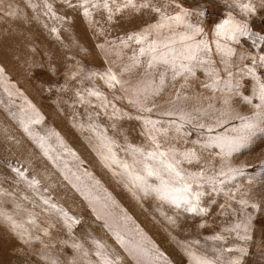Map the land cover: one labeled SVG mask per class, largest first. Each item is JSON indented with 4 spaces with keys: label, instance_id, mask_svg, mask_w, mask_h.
Segmentation results:
<instances>
[{
    "label": "rangeland",
    "instance_id": "1",
    "mask_svg": "<svg viewBox=\"0 0 264 264\" xmlns=\"http://www.w3.org/2000/svg\"><path fill=\"white\" fill-rule=\"evenodd\" d=\"M72 2L75 3L76 0ZM47 3L52 6L58 17L64 19H54L44 8V0H0V68L3 69V73H0V193H6L0 195V208L17 221L23 220L25 227L30 228L32 236H39L43 241L41 243L33 239L30 245L23 244L10 225L0 220V264H45L40 259L44 253L58 256L60 264H96L97 258L93 255L95 248L92 243L94 239L104 243L109 252L118 255L121 258L120 264H135L112 233L104 227V220L96 218L83 197L41 154L37 145L23 131L19 123L21 115L35 118L29 104L43 118L41 123L31 125L32 133L50 137L49 143L56 150L53 155L61 156V161H58L60 168L64 167L62 162L67 161L68 168L81 176L83 185L101 197L105 192L111 195L119 207L110 206L109 210L114 213V220H110V223L118 224L121 232L129 239L139 241L141 237L136 231L138 226L144 236L163 253V258L158 260L157 264H188L183 248L192 240H199L200 244L194 247L206 251L210 257L214 258L216 255L212 251L213 248L246 247L248 254L242 257L241 264H264V131L256 132L248 148L234 153L232 157H224L223 160L220 148L214 146V141L209 140V135L228 134V129L240 123L236 118L238 115H251L255 109L244 104L241 98L236 96H231L230 104L226 106L223 104L226 93L205 88V84L211 83L208 75L210 68L207 65L196 66L195 76L187 81L183 77L177 78L162 96L154 98L157 108L153 113L139 115H151L152 119L165 122L164 126L167 127V121L177 118L158 116L157 112L167 110L168 101L181 85L186 84L182 91L187 92L190 98L178 106L198 119L184 124L181 133L169 131L165 147L173 146L178 151L192 149L201 157L199 163L183 164L182 167L187 171L204 169L208 175H214L222 165L243 166L248 175L237 177L235 181L225 185L223 192H213L210 186L205 185L207 194L202 198V205L208 208V214L203 217L180 212L161 204L154 197H144L141 193H137L139 199L134 198L120 177L114 176L97 155L94 150L97 142L87 125L91 120L99 124L101 129L118 143L123 144L124 136H127L129 142L140 145L146 142L140 135L142 122L126 118L109 119L110 108L108 114H105L99 107L81 104L76 92L94 86L109 99L113 95L122 96L119 90L110 92L98 77L91 81L84 80L83 77L90 72L103 73L110 65L119 73L121 68L129 63L128 58L137 46L130 44L128 48L119 49L122 54L118 58V49L113 44L119 45L120 39L128 33L155 22L156 14L144 10L133 15L127 12L112 14L109 18L110 14L106 10L96 9L92 10L90 18H85L82 10L68 8L61 0H47ZM182 3L190 8L208 5V9L215 15L214 19L198 22L193 17L192 23H200L204 29L196 39L208 42L211 68L219 73L221 80L229 79L227 73L230 70L234 81H240L241 95L252 97L254 104L259 103L253 96L255 79L244 75L240 70L251 67L256 77L264 81V67L259 63L254 64L252 59L264 55V45L254 47L253 39L240 36L235 41L220 40L222 44L226 43L233 49L230 57L216 49L214 26L219 20L226 18L229 11L226 5L231 4L232 0H182ZM252 3L257 9L255 15L245 17L236 9L231 11L237 20L247 23L251 31L264 35V0H252ZM53 27L57 29L56 33L51 31ZM159 71H166L167 75L171 76V72L161 66L153 73L157 78ZM74 72L79 75L71 78ZM144 73L145 68L141 66L125 75L124 79H131L135 83L143 78ZM91 99L93 105L98 103L94 97ZM152 102L149 101V106ZM113 103L122 112L132 116L138 114L135 108L128 105L127 100H115ZM196 108L203 109L204 114L197 113ZM21 109L24 110L23 113ZM221 112L226 115L221 116ZM217 119L227 123L217 127ZM177 123L182 122L177 119ZM200 123L212 125L213 132L209 134L207 127L199 128ZM113 124L116 125V130L111 127ZM53 132L76 153L82 163H78L58 146L56 137L50 136ZM205 144L212 146L204 148ZM117 152L121 158H126L124 152L118 149ZM13 168L27 169L26 176L29 179L35 177L40 181L39 195L13 172ZM84 171L90 172L94 179L83 176ZM69 176L76 182L71 173ZM249 176L254 177L251 183ZM94 181H99V184L94 186ZM233 185L239 186V190ZM44 189H47V192ZM229 189L235 193L236 199H228L226 193ZM245 192L248 193L246 198L250 202L260 206L259 212L251 207L243 209L244 213L257 217L253 220L252 239L246 242L236 239L235 233L222 232L223 228L240 218L241 206L236 200ZM41 196L50 197L53 203L78 218L80 223L74 225L69 232L57 215L46 210L47 205L43 204ZM221 205L225 207L222 209ZM158 209H162L164 215H161ZM124 213L131 217L127 223L119 219ZM29 214H32L41 228L48 224L55 225L48 229L49 235L45 236L27 223ZM166 216L173 217L176 223H170ZM201 223L206 226L199 227ZM217 233L226 239L219 242L205 240V237ZM73 243L81 244L82 249L78 251L72 248ZM83 251L89 253L87 257L83 256ZM236 255L238 254L225 253L224 258Z\"/></svg>",
    "mask_w": 264,
    "mask_h": 264
},
{
    "label": "snow or ice",
    "instance_id": "2",
    "mask_svg": "<svg viewBox=\"0 0 264 264\" xmlns=\"http://www.w3.org/2000/svg\"><path fill=\"white\" fill-rule=\"evenodd\" d=\"M68 8L82 10V15L85 18H90L92 10L103 9L106 10L111 18L112 14H122L127 12L129 15L139 14L144 10L156 14L155 22L147 24L137 31L130 32L119 41V45L115 43L113 46L117 48L116 56H121L119 49L128 48L130 44H135L137 49L128 58L129 63L123 66L119 73L113 70L111 65L103 73L90 72L86 74L83 79L91 81L93 78L98 77L104 82L109 91L119 90L123 95H113L111 99L106 97L102 91L92 86L84 89L83 91L77 90L76 96L81 104H89L99 107L101 111L108 114V109H111L109 119H135L142 122V129L140 135L145 138V143L136 145L128 141L127 136H124L123 144L118 143L117 140L101 129V126L90 120L87 128L93 133L96 139V146L94 150L100 157L105 167L112 171L114 176L120 177L126 189L131 192L134 198L139 199L137 193H141L144 197H154L161 204H166L169 207L184 213H193L198 216H205L208 214V208L202 205V198L206 196L205 185L210 186L213 192H223L225 185L235 181L237 177L248 175L243 166L233 167L223 165L215 172L214 175H208L206 170L187 171L182 167L183 164L199 163L201 157L192 149L178 151L173 146L165 147L168 142V132L175 131L181 133L184 124H190L198 119L191 113L185 112L183 108L178 105L182 101H187L190 97L187 92H183L187 85H181L177 89L173 98L168 101L169 107L167 110L158 111L157 115L162 117H176L177 119L167 121V127L164 126L165 122L158 119H152L151 115H139V113L151 114L157 108L154 98L162 96L166 90L177 80L183 77L185 81L195 76L196 66H209L210 71L208 75L211 79L210 84H205V88H210L212 91H219L226 93L223 99L224 105H229L231 96L240 97L242 102L250 105L255 111L251 115H238L236 118L240 121L237 126H233L227 130L228 134L215 136L209 135V140L214 141V146L219 147L221 150V159L224 157H232L234 153H239L242 149L249 147L252 137L257 131H264V81L256 77L255 71L251 67L241 69L246 76H252L256 81L253 96L259 101L254 104L253 98L249 96H242L239 88L240 81L235 80L233 73L229 70L227 75L229 79L221 80L219 73L211 68L212 61L209 57L210 49L208 42L204 39L197 40L196 37L200 36L204 29L200 23H192V18L202 21L208 14V5L202 4L199 7L190 8L184 6L182 0H61ZM32 6V5H30ZM226 7L229 11L226 18L219 20L214 26V35L217 37L216 49L223 52L225 56H231L233 49L228 47L226 43L222 44L221 39L224 41H235L240 36H246L253 39L254 47H261L264 45V35L260 32H253L250 30L249 25L241 22L235 18L232 9H236L245 17L256 14V7L252 0H232L231 4ZM44 8L47 9L52 17L57 20H63L64 17H58L52 10V6L44 0ZM169 9H172L170 11ZM180 30V31H178ZM56 33L57 29H51ZM103 48V46H101ZM244 57H242L243 59ZM253 63H259L264 67V55L252 57ZM144 66L145 73L142 79L133 83L131 79H124V76L130 74L133 69ZM164 66L167 71L171 72V76L167 75L166 71H159L158 78L153 75L155 70ZM55 71V69H53ZM0 73L3 69L0 68ZM79 75L78 72L71 74V78ZM63 87V86H61ZM98 102L96 105L92 104V99ZM127 100L128 105L136 109L138 113L132 116L129 113L122 112L113 103L115 100ZM149 101H153L149 106ZM32 111L35 113V118L25 117L21 115L19 123L23 131L29 136L30 139L40 149L41 154L49 160L54 167H56L65 180L72 185V187L83 197L87 202L89 208L98 220H104V227L107 228L125 250V252L135 261V264H157V261L163 258V253L159 252L155 244H153L142 231L136 228L137 234L141 237L138 241L136 239H129L126 234L120 230V226L115 223H110L114 220V213L109 209L111 207H119L116 201L107 192L103 197L95 194L92 189L83 185L81 176L72 172L68 168L67 161H63V168H60L58 161H61L60 154L53 155L56 151L52 144L49 143L50 137L34 135L31 130V125L39 124L42 117L36 113L35 108L29 104ZM212 107V105H209ZM197 113L204 114V110L196 108ZM24 110L21 109V113ZM99 115V113H97ZM221 116L226 115L225 112L220 113ZM227 123L225 120L217 119L216 126H222ZM84 127V125H81ZM116 130V125L111 126ZM199 128L207 127V132H213L212 125H205L200 123ZM123 135V133H120ZM50 136H55L58 146L63 149L65 153L70 155L78 163L79 158L76 153L68 148L64 141L57 133H50ZM163 137V139H161ZM209 144L203 145L207 148ZM117 149L125 153L126 158H121L118 155ZM264 167V166H262ZM13 172L24 180L29 187H31L39 195L40 181L35 177L28 178L26 176L27 169L21 170L20 168H13ZM75 177V181L70 178ZM83 176L89 179H94L90 172L84 171ZM251 183L254 177H248ZM99 181H94V186L98 185ZM234 188L239 190V186L233 185ZM47 192V189H44ZM6 193H0L4 195ZM229 200L236 199V195L231 189L226 193ZM248 193L245 192L240 199L236 202L241 206L240 218L230 226L222 229V232L235 233L236 239L240 241H249L252 239L253 220L257 219L251 213H244L243 209L251 207L256 212H259L260 206L255 202H250L246 197ZM43 204L47 205V211L57 215L63 222L64 226L71 232L72 227L80 223L79 219L70 215L64 208L51 201L50 197H40ZM18 207V206H17ZM225 205H221L223 209ZM123 213V209L120 210ZM161 215H164L162 209H158ZM222 215L224 213H221ZM235 218V216H234ZM125 223L131 220L126 213L119 217ZM166 219L175 224L176 221L171 216H166ZM0 220L7 222L11 230L16 234L21 243L30 245L33 239L43 243L39 236H32L31 230L25 227L23 220L17 221L13 216L0 208ZM27 223L37 231L42 232L45 236L49 235L48 229L54 227L53 224H48L46 227L41 228L37 225L36 219L29 214ZM206 225L201 223L199 227L204 228ZM264 228V225H262ZM225 236L217 233L212 236L205 237V240L211 241H224ZM94 245V253L97 258L96 264H120L121 258L109 252L108 247L99 240L92 241ZM199 240H192L184 245V254L187 257L188 264H241L242 257L248 254L246 247H227V248H213L212 251L216 253L215 257H210L206 251L196 249L194 246L199 245ZM47 247V245H45ZM72 248L81 250L82 245L73 243ZM225 253H236V256L224 258ZM83 256L87 257L88 252L83 251ZM40 259L45 264H60L58 256L49 253H44ZM91 264V262H88Z\"/></svg>",
    "mask_w": 264,
    "mask_h": 264
},
{
    "label": "built area",
    "instance_id": "3",
    "mask_svg": "<svg viewBox=\"0 0 264 264\" xmlns=\"http://www.w3.org/2000/svg\"><path fill=\"white\" fill-rule=\"evenodd\" d=\"M214 17H215L214 13H212V12L208 9V14H207L206 18H204V19H206V20H208V19H214Z\"/></svg>",
    "mask_w": 264,
    "mask_h": 264
}]
</instances>
